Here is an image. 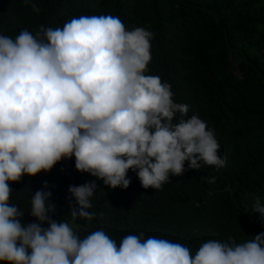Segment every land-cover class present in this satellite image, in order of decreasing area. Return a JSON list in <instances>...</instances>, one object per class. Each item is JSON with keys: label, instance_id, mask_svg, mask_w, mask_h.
<instances>
[{"label": "clouds", "instance_id": "obj_1", "mask_svg": "<svg viewBox=\"0 0 264 264\" xmlns=\"http://www.w3.org/2000/svg\"><path fill=\"white\" fill-rule=\"evenodd\" d=\"M34 11H38L32 4ZM153 33L126 30L119 17H73L62 28L15 39L0 34V262L6 264H264V232L237 242L209 239L195 254L167 239L125 236L119 245L103 229L81 238L80 225L52 219L50 191L32 195L30 215L11 204L8 182L49 172L75 157V168L110 189H127L128 171L143 188L160 190L189 169L222 168L215 132L198 115L186 118L168 82L145 75ZM210 180L209 182H213ZM47 185H45V188ZM91 181L70 186L78 208L71 221L91 222ZM252 211L264 223V204ZM47 224L48 227L42 225Z\"/></svg>", "mask_w": 264, "mask_h": 264}, {"label": "trees", "instance_id": "obj_2", "mask_svg": "<svg viewBox=\"0 0 264 264\" xmlns=\"http://www.w3.org/2000/svg\"><path fill=\"white\" fill-rule=\"evenodd\" d=\"M92 15L119 17L126 30L154 34L145 75L168 82L174 102L189 106L186 118L198 115L214 130L226 163L189 169L185 161L184 174L170 176L160 190L143 188L130 169L129 187L110 189L77 171L74 156L62 159L49 172L8 182L9 202L25 212L23 223L38 222L31 198L43 190L56 206L52 219L80 225L81 238L103 229L117 245L143 233L142 239H167L195 254L209 239L243 242L264 232L252 211L256 199L264 204V0H0V34L35 35L42 25L62 28ZM91 181L97 188L89 211L96 216L73 223L71 208L79 206L69 187Z\"/></svg>", "mask_w": 264, "mask_h": 264}]
</instances>
